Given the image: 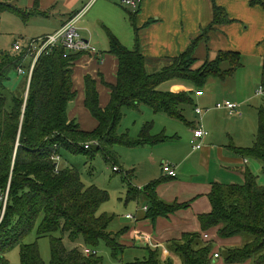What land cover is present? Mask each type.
<instances>
[{"label": "trees", "instance_id": "16d2710c", "mask_svg": "<svg viewBox=\"0 0 264 264\" xmlns=\"http://www.w3.org/2000/svg\"><path fill=\"white\" fill-rule=\"evenodd\" d=\"M6 11L25 20L36 14L0 2V13ZM214 15V23L230 22L226 10L217 4ZM131 21L134 23V18ZM211 29L212 26L204 30L188 50L153 72L149 71L150 58L144 53L138 33L131 49L106 29L108 52L118 60L116 82H106L99 74L110 91L108 104L102 106L98 80L91 74L85 76V106L98 122L90 131L70 117L69 106L78 96L73 77L76 62L85 54L98 57L97 53L67 52L63 45H57L39 57L29 80L27 74L19 75L18 69L29 70L33 57H27L26 51L16 54L0 51V264H9L6 253L17 246L22 264H47L37 242H26L35 228L38 237H51L49 264H99L97 253L88 255L84 248L95 250L102 241L115 257L125 253L121 239L129 228L118 233L110 231L112 217L100 212L108 193L95 185L87 186L76 169L60 168L53 156H61L64 149L87 154L96 150L113 160L115 144L136 147L170 139L165 133L154 135L148 126L138 138L119 133L123 109L147 105L156 113L187 121L184 106L195 105L194 95L182 90L161 91L159 85L179 78L197 83L203 91L201 87L210 78L226 80L243 65L240 52L220 51L215 59L195 67L198 42L206 40ZM231 147L245 158L257 159L264 175V106L258 110V131L253 145ZM242 171L243 183L213 182L209 193L212 211L198 217L203 233L187 232L168 242V249L180 257L182 264H218L214 258L217 251L226 264H264V185L249 164ZM125 177L130 182L132 175L128 172ZM169 178L173 177L163 176L143 188L130 186L129 199L147 202L145 218L156 221L189 206L165 201L158 195V186ZM204 233L210 239H205ZM65 238L81 241L83 245L69 249ZM217 239L223 242L218 243L220 249L215 244ZM145 249L143 259L136 258L128 264H176L173 257L162 258L159 248Z\"/></svg>", "mask_w": 264, "mask_h": 264}, {"label": "crops", "instance_id": "0c3cea01", "mask_svg": "<svg viewBox=\"0 0 264 264\" xmlns=\"http://www.w3.org/2000/svg\"><path fill=\"white\" fill-rule=\"evenodd\" d=\"M18 1L26 2V6L23 9L32 11L37 8L44 16L50 14L62 16V19L54 21L55 27L50 31H46L42 36L57 32L69 21L72 14L74 16L76 13H79L87 4L91 3L92 5L95 2L93 6H96L100 2V0ZM115 1L118 4L120 3V0ZM108 3L113 4L109 1ZM215 4L226 10L228 18L230 19L229 23H214ZM263 4L264 0H143L138 9L124 6L127 14L125 16L123 15L122 18L125 21V29L130 33L129 36H131L130 40H128V45H132L133 41L135 45V36L138 33L144 47V53L150 58L148 63L149 71L153 72L161 69L170 61V58L176 57L180 53L188 50L193 41L204 30L212 26V29L208 32L207 39H201L198 42L195 50V57L197 58L195 67H200L206 60L215 59L220 51H237L242 54V62L244 55L261 58L262 66L260 76L262 81L264 57ZM90 7L78 21V23L81 22V27L80 25L77 27L81 31H85L83 36L95 46L101 44L108 51L110 48L109 37L107 41L104 40L103 43L99 42L94 35L96 31L94 29L95 27L90 25V23L92 24L91 18L86 17V13ZM131 18H134V23L131 21ZM58 26L59 28H56ZM103 27L105 30L109 29L125 44L118 33L119 29L114 32L106 25H103ZM96 33L100 37V32L96 31ZM128 45L126 46L129 47ZM98 51L102 59H100L99 55L98 60L96 55L85 54L76 62L73 77L78 96L81 94L82 100L69 113L71 118H78L82 104L83 106L85 105V76L87 74L93 75L98 80L101 105L106 106L110 100L109 88L102 83L99 74L103 75L106 82L115 83L118 60L112 54H108V52L105 55L99 49ZM198 62H201V64L198 65ZM207 96V92L194 96L195 102L208 104V102L204 101ZM215 112L217 113L208 115L202 118V120L196 117L193 121L189 120L185 115L187 121L183 122L190 128L188 131L190 137H193V130L197 127L200 120V123L209 131V135L204 140L202 149L195 150L192 145V150H189V148L183 151L181 149L172 150V152H175L176 157L171 158V164L177 169L178 175L162 182L157 188L158 195L165 201L189 203V206L186 209L178 210L169 217H159L156 221H151L145 218L146 211L144 208L147 206V202H145L141 214L137 216V221H135L133 227L135 234L133 236L134 241H132L133 245L130 244L131 239L129 241L125 239L129 231L121 239L126 248L128 246L139 247L146 253L145 247L151 246L160 249L162 258L173 257L176 260V255L168 249L167 244L170 240L180 239L187 232L203 233L198 217L201 214L212 211L209 193L211 192L213 182L217 181L226 184L244 182L242 169L246 164L250 165V159L243 157L231 147L232 145L236 146V144L239 146V143L231 140L232 144L228 146L227 139L219 140V136L216 135L215 131L216 126L221 123L228 126V121L224 117L226 116L225 111ZM82 113L83 115L86 114L84 111ZM245 117L247 115L244 114L239 118ZM97 124V122L93 123L91 129L82 127V125L81 127L84 130L87 129V131H90ZM223 134L225 137L228 138L229 136L230 138L227 130ZM167 136L170 137V135ZM155 145L158 146V144ZM176 147L178 148L177 145ZM179 171H182L185 175L193 176L179 178ZM163 176L167 177V175L162 173L161 176L155 179ZM218 242L220 245L223 243L220 239ZM237 242L239 243V241ZM137 243L142 245L136 246Z\"/></svg>", "mask_w": 264, "mask_h": 264}, {"label": "rangeland", "instance_id": "374dc122", "mask_svg": "<svg viewBox=\"0 0 264 264\" xmlns=\"http://www.w3.org/2000/svg\"><path fill=\"white\" fill-rule=\"evenodd\" d=\"M8 2L14 6L24 8L26 2H19L18 0H0V2ZM105 1V2H104ZM111 2L113 4L108 3ZM95 3V2H94ZM91 5L89 11L86 13L87 18H91L90 25L94 26L95 30L100 32V37L95 31V36L99 42L108 40V35L103 25L108 26L114 32L118 31L121 39L128 45V40L131 36L125 29V21H123V15L127 14L126 8L120 5L115 0H100V2L93 6ZM37 8L33 9L36 12L33 17L25 20L24 17L17 15L13 12L0 13V51H9L14 53V44L18 41L23 48L27 47L29 42L37 37L42 36L46 31H50L55 26L57 20L62 19V16L55 14L46 15L37 13ZM233 22V20H232ZM81 27V22L78 23V27ZM56 28H59L56 27ZM82 35L85 31H81ZM134 38V35H133ZM105 44V43H104ZM101 44H97V49L102 51L103 54H107L106 49ZM131 49L135 47L134 41L132 45H128ZM101 53V54H102ZM16 54V53H14ZM108 54H110L108 52ZM198 65L201 62L197 63ZM262 60L257 56L244 55L243 66L240 67L233 76L227 80L222 81L219 78L212 77L209 81L201 87L203 92H207V98L203 102H195L194 106H184L185 115L191 121L194 118H204L211 114H216L215 111H225L224 116L228 121V126L221 123L216 126V135L219 140H226L228 146L232 144L231 140L239 143L236 146L251 147L256 139L258 131V110L264 106V96L257 95V91L262 87L261 81V65ZM197 66V65H196ZM224 68H228L225 65ZM102 81V80H101ZM99 81V83H101ZM103 83V82H102ZM161 91H187L194 96H198L199 86L192 81L175 78L166 82H163L158 87ZM82 100L80 94L74 101L70 103L69 110L72 111L73 107L77 106V103ZM231 100L241 105V112L247 115L245 118H239L241 116H230L226 110H212L204 115H197L195 113L196 107L200 108H213L217 102ZM85 106V105H84ZM82 104V109L78 118V122L82 127L91 129L93 123L97 122L89 110ZM82 111L86 112L83 115ZM124 116L118 127L119 133L129 134L132 138H138L141 133L148 126L152 129L154 135L166 133L170 135V140L162 142L160 144L143 145L136 147H128L121 144H115L113 147L114 156L113 160H108L103 152L83 153V152H71L69 150H62L60 160L58 162L60 168L72 167L76 169L87 185H95L108 193V200L101 206L100 212H105L112 217L109 230L118 233L124 228L129 226L128 236L126 240H130V244L133 245L134 241V224L137 221V216L141 214L145 200L137 201L129 199L128 191L130 186L143 188L151 180L161 176L163 169V163L171 164V158L176 157L172 150L181 149V151L192 150L191 138L188 134L189 126L181 120L170 117L168 114L160 112L156 113L154 110L147 106L141 105L138 108H125L123 109ZM98 123V122H97ZM87 130V129H86ZM230 135L224 136V132ZM172 136V137H171ZM176 137V138H175ZM172 138V139H171ZM175 138V140H173ZM173 141V142H172ZM231 142V143H230ZM178 146V148L176 147ZM96 153H95V152ZM90 153H95L92 156ZM178 155V153H177ZM115 159V160H114ZM173 165V164H172ZM114 166H117L120 170H114ZM250 168L260 177V182L264 185V175L261 169V163L257 159H250ZM132 175L130 182L125 179L126 173ZM187 174V173H186ZM190 174V173H189ZM193 175H185L182 171H179V178L190 177ZM228 182V181H227ZM240 182V181H236ZM243 182V181H242ZM166 183V182H165ZM127 215H133L134 218L128 219ZM219 240L215 243L217 246ZM26 242H37L41 256L43 260L49 264L52 260V240L50 236L38 237L37 228L27 237ZM65 244L67 248L71 249L76 246H81V241L72 242L69 238H65ZM142 244L137 243L136 246ZM223 250V247H221ZM97 256L101 259L99 264H128L136 258H144L145 252L139 247L128 246L125 253L119 257H115L111 249L107 244L102 241L95 248ZM174 254V253H173ZM175 255V254H174ZM9 264H22L20 246L10 249L6 253ZM176 264H182V260L176 255ZM215 262L218 264H226L223 258H215ZM252 264V263H247Z\"/></svg>", "mask_w": 264, "mask_h": 264}, {"label": "built area", "instance_id": "2783aa9c", "mask_svg": "<svg viewBox=\"0 0 264 264\" xmlns=\"http://www.w3.org/2000/svg\"><path fill=\"white\" fill-rule=\"evenodd\" d=\"M95 1V0H93ZM143 0H120L121 5L138 9L140 5L142 4ZM91 6V3L87 4L79 13H76L74 16H72L69 21L65 23V25L59 29L57 32L53 34L44 35L38 38L32 39L28 46L23 48L21 44L17 41L14 44V52L15 53H22L27 52V57L32 56L33 62L31 64V67L29 70L20 67L18 69L19 75H25L27 74L29 76V80L32 77L33 70L35 67V64L39 57L45 52H50L54 47L57 45H63L66 48L67 52H80L85 51L92 54H98L101 58L100 52L98 51L97 47L88 39H86L80 30L77 27V23L82 17V15L88 10V8ZM67 56V54H66ZM203 91H198V95H202ZM257 95L264 96V86H262L258 91ZM241 105L237 102L231 101V100H225L220 101L215 104L213 108H200L196 107L194 110L195 113L199 116L204 115L206 113L211 112L212 110H226L228 111L230 116H243L241 110ZM202 120V118H201ZM200 120V121H201ZM198 123L197 127L193 130V137L191 139V144L193 145V148L195 150L202 149L204 145V140L208 137L209 131L205 129V127L200 123ZM91 143L86 144L85 147L89 148ZM53 159L57 161V163L60 160V155H54ZM114 170H120L118 167H115ZM163 172L165 175L170 177H176L178 175L177 169L169 163H164L163 165ZM148 207L146 206L144 208L145 211H147ZM128 218H134L133 215H128ZM208 233H204L205 239H210ZM84 251L86 254H92L97 253L95 250H92L91 248L85 247ZM220 252H216L214 254V258L219 259L221 256L219 254Z\"/></svg>", "mask_w": 264, "mask_h": 264}]
</instances>
